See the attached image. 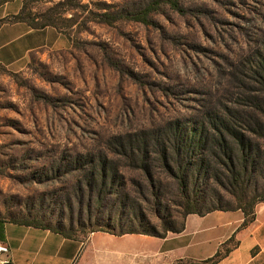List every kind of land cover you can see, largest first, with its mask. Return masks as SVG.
<instances>
[{
	"label": "rangeland",
	"instance_id": "1",
	"mask_svg": "<svg viewBox=\"0 0 264 264\" xmlns=\"http://www.w3.org/2000/svg\"><path fill=\"white\" fill-rule=\"evenodd\" d=\"M7 1L8 9L21 4L34 17L54 14L62 37L17 70L0 66V221L65 230L83 241L71 264L90 262L102 248H157L153 239L114 241L106 231L143 229L146 220L158 230L163 223L180 227L182 199L158 144L170 123L263 119L264 0H174L177 8L164 0ZM153 3L145 23L116 18ZM147 143L149 172L127 148ZM109 165L118 173L116 189L89 188V177ZM200 185L197 209L205 216H188L184 230L192 236L168 238L165 250L193 241L198 256L215 253L217 240L242 216L205 214L234 204L219 182ZM254 212L263 237L264 202ZM243 238L246 254L251 238ZM233 245L231 238L218 252Z\"/></svg>",
	"mask_w": 264,
	"mask_h": 264
},
{
	"label": "trees",
	"instance_id": "2",
	"mask_svg": "<svg viewBox=\"0 0 264 264\" xmlns=\"http://www.w3.org/2000/svg\"><path fill=\"white\" fill-rule=\"evenodd\" d=\"M164 1L168 2L173 8L178 7L174 0ZM5 3H8V1L1 2L0 5ZM157 4H149L140 12L120 13L116 18H127L145 23L148 14L156 10ZM17 22L26 23L32 29L53 27L56 30H60L54 14L43 15L39 18L34 17L30 11H25L24 6L20 8L17 14L0 19V26ZM262 118L251 123H244L236 118H224L221 116L210 119L207 121L208 123H182L179 121L170 123L167 126L168 138L162 143L160 140L158 144L162 148L159 152L163 166L167 170V174L175 179L182 199V203H180L182 212L179 213L182 219L180 227L175 228L163 223L161 230H158L146 220V226L143 229L119 233L112 232L113 229H107L106 232L116 236L142 234L157 238H165L168 232L176 234L182 232L188 215H204L197 209L202 189L200 183L206 184L209 180H215L216 183L219 182L225 195L232 200L234 207L212 206L205 211V214L214 211H240L244 218L243 224L253 222L255 220V206L264 202V117ZM261 138L263 141L259 143L258 139ZM128 147L130 150L133 149L138 152L139 156L137 159L141 163V168L149 172L145 165L150 159L148 154L151 152L148 143L144 144L142 148L130 147L129 145ZM110 167L111 165L95 171L94 175L88 179L89 188L98 186L99 190L104 192L108 188L110 190L116 189L118 173ZM211 170L215 172L214 178L208 176ZM152 182V177H150L151 187H153ZM111 192L118 193L117 191ZM217 193L218 201L223 200V195L219 192ZM122 204L124 203L122 202ZM10 223L46 229L63 238L73 239L70 234L57 226L50 227L41 222L33 223L28 221H11ZM228 251V249L225 250L223 254L217 251L205 261H209V264H215Z\"/></svg>",
	"mask_w": 264,
	"mask_h": 264
},
{
	"label": "crops",
	"instance_id": "3",
	"mask_svg": "<svg viewBox=\"0 0 264 264\" xmlns=\"http://www.w3.org/2000/svg\"><path fill=\"white\" fill-rule=\"evenodd\" d=\"M12 3L8 2L0 5V19L18 13L21 4L17 5L14 10L8 9V6ZM61 37V34L53 27L32 29L23 22L3 24L0 26V66L17 70L36 51L43 48L57 47ZM60 44H63V42ZM243 220L242 215L217 240L216 252L223 243L231 238L235 239V245L231 246L228 253L215 264H264V236H257L260 227L256 226V218L246 227H242ZM14 226L17 227L14 228ZM9 233L14 236L9 237ZM183 235L184 237L192 236V234L187 235L185 230L178 234L166 235L165 238L142 234L113 235L109 238H115L112 239L114 241L126 240V243H129L140 237L142 240L153 239L159 242V246L152 249L129 246H117L114 250L102 248L90 254V262H78V264H182L181 262H184V264H202L203 261L213 256L214 249L207 256H198V254L193 253L191 251L193 241L187 242L185 246L179 249H164L163 245L168 238ZM245 235L251 238L252 249L249 248L246 254H242L243 237ZM104 237L106 236L104 235ZM44 240H51L58 247L55 246L54 250L50 249L49 246L45 248ZM78 242L83 243L80 240L63 238L46 229L0 222V245L7 248L6 253L0 252V264H71L79 249V246H76Z\"/></svg>",
	"mask_w": 264,
	"mask_h": 264
},
{
	"label": "built area",
	"instance_id": "4",
	"mask_svg": "<svg viewBox=\"0 0 264 264\" xmlns=\"http://www.w3.org/2000/svg\"><path fill=\"white\" fill-rule=\"evenodd\" d=\"M0 252L6 253L7 248L5 246L0 245Z\"/></svg>",
	"mask_w": 264,
	"mask_h": 264
}]
</instances>
